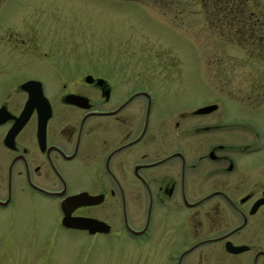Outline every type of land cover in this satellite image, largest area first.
<instances>
[{
	"label": "flooded vegetation",
	"instance_id": "1",
	"mask_svg": "<svg viewBox=\"0 0 264 264\" xmlns=\"http://www.w3.org/2000/svg\"><path fill=\"white\" fill-rule=\"evenodd\" d=\"M209 2L227 11L237 35L264 40L241 28L264 29V0ZM32 41L11 56L28 62ZM48 62L33 73L0 65V211L42 198L56 205L63 229L132 243L157 264H264L254 118L227 113L224 102L171 111L158 85L144 88L140 75L129 92L115 75ZM255 94L242 105L256 113L264 110L262 87ZM83 194L92 203L70 209L71 217L105 223L104 231L63 226L62 202Z\"/></svg>",
	"mask_w": 264,
	"mask_h": 264
},
{
	"label": "rangeland",
	"instance_id": "2",
	"mask_svg": "<svg viewBox=\"0 0 264 264\" xmlns=\"http://www.w3.org/2000/svg\"><path fill=\"white\" fill-rule=\"evenodd\" d=\"M207 1L0 0V65L28 66L31 73L45 60L92 67L126 82L129 92L140 75L144 88L158 85L155 91L169 99L171 111L224 102L227 113L250 115L259 125L250 163L264 182V110L242 105L264 90V51L253 47L263 49L264 40L237 35L227 11ZM257 27L241 25L244 33L263 35ZM27 39L36 43L28 62L12 57L27 51ZM38 49L42 57L35 55ZM20 209L0 211V264L158 262L152 251L143 258L132 243L63 229L53 202L31 199Z\"/></svg>",
	"mask_w": 264,
	"mask_h": 264
},
{
	"label": "water",
	"instance_id": "3",
	"mask_svg": "<svg viewBox=\"0 0 264 264\" xmlns=\"http://www.w3.org/2000/svg\"><path fill=\"white\" fill-rule=\"evenodd\" d=\"M30 84L27 85V87H29ZM30 106L32 107L31 102H30ZM216 107L217 106L215 105V106L203 108V109L198 110V113H208V112H211L214 109H216ZM89 198H91V197H89L86 194H83V195H79L77 197H73L69 200L62 202L61 208H62L63 212L65 213V217H64L63 222H62L63 226H65L66 228L85 229V230H88L91 234H94V233L99 232V231H104L103 226H105V223H102V222L97 221V220H92V219H83V218L71 217L70 209L78 207L82 203H92L91 199H89ZM105 231H108V230H105ZM231 251H233L234 253H237V252H240L241 249L232 248Z\"/></svg>",
	"mask_w": 264,
	"mask_h": 264
}]
</instances>
